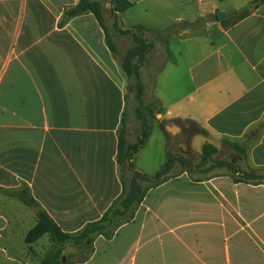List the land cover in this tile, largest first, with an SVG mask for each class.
Here are the masks:
<instances>
[{
  "label": "crops",
  "instance_id": "1",
  "mask_svg": "<svg viewBox=\"0 0 264 264\" xmlns=\"http://www.w3.org/2000/svg\"><path fill=\"white\" fill-rule=\"evenodd\" d=\"M78 1L0 0V264H40L53 248L62 264H264V179L241 178L264 174V0L106 3L104 25L91 11L69 16ZM136 25L163 31L140 64L141 105L122 67L134 42L121 29ZM139 109L153 128L134 166L152 176L172 154L169 176L144 182L111 238L28 244L38 209L77 234L121 196L132 172L118 161L120 128L124 117L135 144ZM207 142L212 165L192 163Z\"/></svg>",
  "mask_w": 264,
  "mask_h": 264
},
{
  "label": "trees",
  "instance_id": "2",
  "mask_svg": "<svg viewBox=\"0 0 264 264\" xmlns=\"http://www.w3.org/2000/svg\"><path fill=\"white\" fill-rule=\"evenodd\" d=\"M106 3L111 5L112 11L118 13L124 12L133 5V3L129 0H79L78 3L67 12V14L69 16H75L91 11L95 14L100 24L104 25L103 7ZM121 31L122 33H130L133 36L134 43L123 56L122 67L128 77L136 79V97L139 105H141L143 97V83L139 75L140 64L145 61L147 55L155 47V40L152 36L154 34L160 35L163 31L151 29L143 25H136L131 28L121 29ZM108 42L111 50L116 52L115 45L110 42L109 39ZM166 48L169 58H172V52L169 46H166ZM138 113L139 116H143L144 125L141 131V136L135 144H129L127 140V126L124 117L120 128L118 161L123 165L128 164V168L132 172V177L129 183L125 184L121 196L110 206V208L99 220L88 223L84 229L77 234H67L62 232L60 227L45 211L38 209L37 222L26 236V242L28 244L35 242L46 233H49L57 242L70 240L77 244L86 239L93 240L98 235L111 238L123 223L129 221L133 217L136 206L141 202L147 192V189L149 188V186L145 185L144 182L152 185L158 184L169 176L174 162V156L172 154H169L165 165L152 176L143 173L134 166L133 159L135 154L146 143L150 135V125L145 118L146 116L142 114L140 109ZM216 152L217 148L213 144L208 142L205 143L202 148V158L200 164L206 165L209 162L214 161ZM180 161L189 167L192 165L187 159L180 158ZM216 165L219 167L227 166L234 174L238 171L235 165L231 162L219 161ZM241 178L246 181H259L264 179V174H259L253 171H244ZM9 193L15 194L18 197L17 192ZM19 197L27 204L35 205V202L24 194L20 193ZM60 255L61 249L53 248L41 260L40 264H62Z\"/></svg>",
  "mask_w": 264,
  "mask_h": 264
},
{
  "label": "rangeland",
  "instance_id": "3",
  "mask_svg": "<svg viewBox=\"0 0 264 264\" xmlns=\"http://www.w3.org/2000/svg\"><path fill=\"white\" fill-rule=\"evenodd\" d=\"M127 116H126V120H127V122H128V124L130 123V122H133L134 121V119H135V124H137V122H136V117H135V112H133V111H131L130 110V108H128V110H127ZM142 114L143 115H145L146 114V110H143L142 111ZM139 115V114H138ZM139 118V117H138ZM139 122V124H140V128L142 129L143 128V125H144V121L143 120H139L138 121ZM148 124H150V122H148ZM152 128H153V126H150V133H151V130H152ZM154 131H155V128H154ZM154 131L152 132V134L154 133ZM171 137L173 138V139H181V137H182V135L180 134V133H178V134H172L171 135ZM157 146H158V142L155 140L154 141V143H153V145H151V150L153 151V152H156V150H157ZM145 154L146 153H144L143 154V157H145ZM224 158H225V154H224V156H223ZM201 158H202V155H201ZM201 158L199 159V158H196L195 157V155L194 154H192L191 155V162L192 163H195V164H199V165H201L200 164V161H201ZM213 163H215V162H213ZM216 164H217V162H216ZM216 164H213L214 166H216ZM203 165V164H202ZM206 165H212V164H206ZM205 166V165H204Z\"/></svg>",
  "mask_w": 264,
  "mask_h": 264
},
{
  "label": "water",
  "instance_id": "4",
  "mask_svg": "<svg viewBox=\"0 0 264 264\" xmlns=\"http://www.w3.org/2000/svg\"><path fill=\"white\" fill-rule=\"evenodd\" d=\"M239 11H240V10H238V12H239ZM217 16H218V19H219L220 21H222V20L228 18L229 16H231V13H230V12H226V11H222V10H220V11L217 12ZM185 25H186V26L190 25V22H186ZM169 130H170V129H169ZM170 131H172V130H170ZM172 132H173V131H172Z\"/></svg>",
  "mask_w": 264,
  "mask_h": 264
}]
</instances>
